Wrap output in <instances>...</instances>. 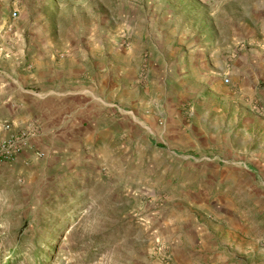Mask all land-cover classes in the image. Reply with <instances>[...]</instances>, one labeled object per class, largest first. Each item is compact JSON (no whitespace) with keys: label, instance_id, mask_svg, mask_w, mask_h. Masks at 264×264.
<instances>
[{"label":"crops","instance_id":"1","mask_svg":"<svg viewBox=\"0 0 264 264\" xmlns=\"http://www.w3.org/2000/svg\"><path fill=\"white\" fill-rule=\"evenodd\" d=\"M41 3L0 0V141L25 136L16 165L41 181L67 180L105 158L98 150L106 147L125 155H134L136 147L138 155L164 150L171 154L168 168L177 172L189 166L183 161L193 155L194 143L208 140L194 127V107L183 103L195 84L201 91L220 92V100H237L243 134L264 121V0H221L222 14L232 6L234 15L219 23L212 13L205 29H183L185 50L180 45L173 51L165 47L172 42L169 33L177 32L167 25L171 15L166 21L148 17L151 30L138 41L134 29L144 25L122 9L130 23L123 35L126 51L107 45L101 53L95 40L82 45L77 36L66 43L52 32L59 26L42 14ZM138 44L148 50L145 57L136 56ZM99 99L130 109L132 117L116 121ZM225 108L218 103L214 110L222 114ZM203 115L208 118L209 111ZM137 119L147 130L136 125ZM231 170L237 180V172L249 174L253 168ZM177 194L188 193L181 188ZM197 198L196 209L185 217L173 215L162 232L170 257L177 264H237L238 253L253 251L247 244L245 251L237 246V207Z\"/></svg>","mask_w":264,"mask_h":264},{"label":"rangeland","instance_id":"2","mask_svg":"<svg viewBox=\"0 0 264 264\" xmlns=\"http://www.w3.org/2000/svg\"><path fill=\"white\" fill-rule=\"evenodd\" d=\"M40 1L42 14L59 26L52 32L65 42L77 36L82 45L95 40L99 53L107 45L126 51L123 35L130 23L122 9L133 12L131 19H141L144 26L134 29L138 41L151 30L148 17L171 15L167 25L177 32L169 33L172 42L165 47L170 50L180 45L185 50V31L205 29L213 21L210 14L217 12L214 21L219 23L234 15L232 6L222 14L221 0ZM135 51L143 57L148 52L139 44ZM193 88L183 103L194 107V127L208 140L194 143L193 155L183 161L189 166L177 172L167 166V151L138 155L136 147L134 155H125L106 147L98 150L106 152L105 158L87 163L67 180L43 182L12 156L0 155V264H177L162 232L167 233L173 215L185 217L196 209L198 196L237 207V246L253 249L238 253L237 264H264V121L255 122L245 135L237 100H220V92L201 91L200 85ZM218 103L226 105L222 114L214 110ZM113 117L119 121L123 116ZM135 123L147 130L140 119ZM247 166L253 171L237 172V180L230 177L232 168ZM225 172L229 176H222ZM181 188L188 194L179 196Z\"/></svg>","mask_w":264,"mask_h":264},{"label":"built area","instance_id":"3","mask_svg":"<svg viewBox=\"0 0 264 264\" xmlns=\"http://www.w3.org/2000/svg\"><path fill=\"white\" fill-rule=\"evenodd\" d=\"M13 17L14 18L17 17V12L13 14ZM228 82L229 80H226V83ZM99 101L105 106L106 109L112 111L113 113H117L122 116H132L133 115L132 111L125 110L117 104L109 103L101 99H99ZM6 128L9 129L8 126ZM25 145H26L25 136H23L22 139L20 140H17L14 137H9L3 141L0 147V155L5 156L6 158H8V156H12L10 159H12V161H15L17 160L18 154L21 152L22 148ZM159 251H162V249H159ZM159 255L162 256V258L164 257V255H161L160 253Z\"/></svg>","mask_w":264,"mask_h":264},{"label":"trees","instance_id":"4","mask_svg":"<svg viewBox=\"0 0 264 264\" xmlns=\"http://www.w3.org/2000/svg\"><path fill=\"white\" fill-rule=\"evenodd\" d=\"M49 242V241H48ZM15 254H16V252H15ZM40 254V253H39ZM39 254H34L33 256L35 257V258H41L42 256H40ZM43 255H44V253H42ZM7 264V263H6Z\"/></svg>","mask_w":264,"mask_h":264}]
</instances>
